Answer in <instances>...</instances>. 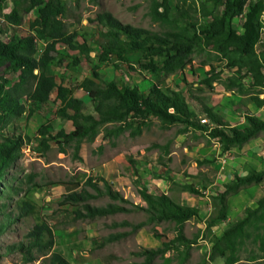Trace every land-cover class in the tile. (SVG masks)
Listing matches in <instances>:
<instances>
[{"label": "trees", "instance_id": "trees-1", "mask_svg": "<svg viewBox=\"0 0 264 264\" xmlns=\"http://www.w3.org/2000/svg\"><path fill=\"white\" fill-rule=\"evenodd\" d=\"M5 1L0 0V14L12 26L20 25L23 15L31 10L36 9L37 15L28 22V31L24 35L7 41L0 37V235L10 229L15 220L40 213L39 206L25 194H20V188L13 184L17 179L9 176V170L21 157L23 147L30 142L28 136L12 128L27 109L23 98L44 103L55 90L56 114L70 120L72 129L60 128L51 133L48 123L40 124L39 144L43 151L49 148L50 142H54L60 151L70 145L72 155L80 161L82 158L78 152L83 142H92L101 135L114 145L120 135L138 136L154 121L163 130L177 126L175 133L204 132L208 140L217 139L224 151L264 134V120L254 114L245 113V125L230 124L218 116L203 97L191 91L213 89L215 83L224 91L246 95V99L264 108V96L260 97L264 95V40L261 37L264 24L260 18L264 12V0H151L148 15L161 26L160 31L122 23L111 12L100 11L90 20L96 34L93 44L81 30L71 29L67 24L65 15L69 5L66 0H13L12 8L2 12ZM88 1L98 3V0ZM236 17L243 18L242 31L231 25ZM39 35L47 39L42 47L38 46ZM58 46L67 47L72 52L68 57L73 65L79 64L82 57L90 66V76L66 86L48 74L47 66L53 63ZM197 56L203 58L201 65H209V69L196 85L189 86L191 83L184 78L181 89L165 83V77L184 72ZM213 62L223 63L233 70L222 78L221 73L215 71ZM99 63L115 69L125 66V71L147 73L153 80L147 88L141 89L123 74L106 79L99 72ZM12 74L16 76L15 80L11 79ZM76 89L86 93L91 101L90 107L74 95ZM193 104L214 123L213 127L200 122L201 117ZM168 146L169 140L164 144L151 143L149 148L167 151ZM208 162L196 160L197 165ZM263 177L264 171L234 175L210 195L213 211L204 220V229L216 220L226 218L228 196L249 185L259 184ZM171 188L195 195L202 193L192 183L172 182ZM137 194L143 204L133 203L103 177L90 174L79 184V190L63 194L60 204L77 207L72 211L75 219L144 212L145 218L135 223L113 221L112 227L128 226L129 230L108 233L101 238L100 245L118 240L147 224L152 229L161 222H170L174 237L160 247L141 248L135 253L142 256V260L129 264H152L157 256L161 258L158 264H169L175 253L179 256L177 264H182L189 252L183 251L181 246H190L199 236L196 233L192 238L186 237L183 227L191 219L201 220L199 210L167 193H151L145 186H139ZM14 196L18 198L14 200ZM102 196H107L110 201L103 205L89 202ZM6 200L16 205V213L8 209L10 202ZM36 221L27 232V242L11 244L7 251H19L26 262L36 260L35 253L41 251L44 257L39 264H71L62 254L51 250L53 232L42 215ZM167 252L172 255L166 256ZM216 258H220L222 264H235L241 259L264 264V195L254 206L245 207L218 236H213L208 255L198 264Z\"/></svg>", "mask_w": 264, "mask_h": 264}, {"label": "rangeland", "instance_id": "rangeland-1", "mask_svg": "<svg viewBox=\"0 0 264 264\" xmlns=\"http://www.w3.org/2000/svg\"><path fill=\"white\" fill-rule=\"evenodd\" d=\"M66 1L69 5L68 12L65 15L67 24L71 29L76 28L79 31L81 30L80 32L84 33V36L88 39L90 44H93V39L96 37V34L93 33V22L90 20L94 18L97 12L104 10L111 12L122 23H129L153 31L161 30V26L157 22L152 21L148 15L149 3L151 0H98L97 4H91L88 0ZM18 5L21 6L20 3H18ZM12 6L13 0H6L2 12H8ZM173 12L172 10L171 14H173ZM191 14L192 16L197 15L196 13ZM36 15L37 10H31L23 15L20 25L12 26L8 24L0 14V37L7 41L13 39L14 36L24 35L28 31V22ZM260 18L264 24V12L261 14ZM200 20L203 21L202 18H200ZM242 22V17H236L232 20L231 25L237 30L242 31ZM261 37L264 40V27ZM46 40L47 39L43 36H37L38 46L42 47ZM70 53L72 52L68 50L67 47L63 48L58 46L57 52L53 55V63L47 66L46 72L54 75L57 82L75 84L83 77L90 76L89 64L85 62L82 57H80L81 62L79 64H71L69 62L70 57H68ZM201 60H203L202 57H194L189 67H187L184 72L165 77V83L174 89H176L177 86L178 88L180 86L181 89L184 86L182 82L184 78L191 83L189 86H192V83L196 85L197 81L205 77L206 71L209 69V65H201ZM213 65L215 66V71L221 73L222 78H225L233 70L226 68L225 65L220 62H213ZM125 70V66L121 69H115L111 65L99 63V72L106 79L123 74L122 76L127 79H133L141 89L147 88L153 80L147 73L138 74ZM11 79L15 80L16 76L12 74ZM219 87L220 85H215V83H213V89L202 88L200 90L192 89L191 91L194 95L203 97L205 102L210 105L211 102L217 103L218 99L225 100L226 96L222 94L224 90ZM233 93L234 92H231L232 96ZM218 94L222 97L216 96ZM236 94L238 95V93ZM51 96L53 97V94ZM246 98L247 97H245L244 101L237 107L240 108V110H245V112L246 108H243L244 103L249 102ZM22 100L27 109L21 118L13 123L12 128L16 130V132L28 136L30 142L23 147L21 157L9 170V176L17 179H13V184L20 188V194H25L39 206L40 213L38 215L37 213L30 214L15 220L10 229L0 235V264H39L44 257V255H42L43 252H36L37 259L33 262H26L19 251H7V247L17 242H27V232L31 230L37 222L38 216L41 215L53 232L54 243L51 250L62 254L71 264H129L132 261L142 260V256L136 255L135 253L141 248H157L162 246L164 241L174 237L173 224L170 222H161L154 225L152 229L151 225L147 224L118 240L100 245L101 238L108 233L129 230L128 226L112 227L110 224L113 221L127 220L135 223L145 218L144 212H119L94 219H75L72 211L77 207L68 204H60V201L62 200L63 194L72 190H79V184L87 175H90L93 170L94 157L103 153L106 148H112L114 146H112L108 140L103 139L101 135H98L95 141H85L82 143L78 152V155L83 158L81 161L75 159L72 155L73 151L70 145L65 146L64 151H60L54 142H50L49 148L43 151L39 144L40 138L38 137V127L40 124L48 123L50 125V132L53 133L58 130V127L55 125L61 123L69 127L71 121L66 118L58 117L56 114L58 105H56L52 99L44 103L30 102L24 98ZM85 104L88 107L91 106V101L87 95ZM193 106L196 107L197 105L195 106V104H193ZM28 109L30 110L29 112ZM174 133V128L161 130L154 121L149 129L144 130L143 134L140 136L131 139L126 135H121L116 140L121 149H123L121 146H128V150H132L136 153L141 147L144 148L152 142H165V140ZM132 156L133 153L130 152L131 165L133 162L137 161V158ZM176 156V158L175 156L171 158V161L163 159L168 166V168H165L166 171H181L185 167V171L183 172L187 173V169L191 165L193 159L179 158L181 156L180 153H177ZM152 161L153 158L150 159V162ZM168 194L174 196V194ZM187 194L190 196V193L187 192ZM124 196L133 203L143 204V201L137 194V189L131 188ZM135 197H138L140 201L136 200ZM16 198H18V196H14V200H16ZM109 201L110 199L107 196H102L92 199L89 202L93 205H103ZM6 202L8 203L10 201L6 200ZM8 209L13 210L14 213L18 211L13 202H10ZM197 223V221L191 219L184 224L183 232L186 237L192 238L196 233H198L199 236L196 242L192 243L190 246H181L183 251L187 250L189 252L187 259L182 264H198V262L209 253L213 236L208 228L204 229L202 226H198ZM169 254L172 255L171 252H167L166 256H169ZM178 257L179 256L175 253L169 264H177ZM160 261L161 258L157 256L152 264H158ZM205 264H222V260L216 258L213 261H207ZM235 264H261V262H248L241 259Z\"/></svg>", "mask_w": 264, "mask_h": 264}, {"label": "crops", "instance_id": "crops-1", "mask_svg": "<svg viewBox=\"0 0 264 264\" xmlns=\"http://www.w3.org/2000/svg\"><path fill=\"white\" fill-rule=\"evenodd\" d=\"M62 84L66 86L72 85L71 83ZM52 94L53 97L51 96ZM222 94L226 96L225 100L218 99L217 103L211 102L210 106L223 120L230 124L245 125L247 124L244 117L246 112L254 114L258 118L264 120V108L256 106L251 101L244 103L243 108H246V112L245 110L243 111L237 108L240 103L244 101V98L247 97L246 95H237L233 93L232 96L231 91H223ZM74 95L86 102V93L81 89H76ZM216 96L222 97L220 94ZM262 96L263 94L260 95V97ZM50 99L58 105V101L55 100V90H52L50 93L49 100ZM194 109L200 117H206L203 116L204 114L200 112L199 109H196V107H194ZM69 125V127H66L59 123L55 126L58 127V129L63 128L65 131H69L72 129L71 123H69ZM172 128L176 130L177 126H172L170 129ZM144 130L141 134H143ZM122 135L128 136L127 134ZM138 136L128 137L134 139ZM168 140L169 146L167 151H161L158 148H149L150 145H147L144 148L141 147L136 153L132 150H128V146H121L123 147V149H121L117 140H115V144L112 145L114 147L106 148L103 153L94 157L95 160L91 174L103 177L114 189L122 194L124 193L123 196L131 188L137 189L139 186H145L151 193L161 191L167 194H174L173 197L180 200L181 203L194 206L199 210L201 220L197 221V224L204 228V220L208 218L213 211L209 199L210 195L215 194V192L219 190L222 185L229 182L234 175L242 176L251 171H264L263 133L250 138L240 146H233L225 151L222 149L217 139L208 140L205 133L200 131L188 130L185 133H174L165 140V142ZM156 142L159 144L165 143L160 141ZM130 152L133 153L132 157L137 158V161L133 162L132 165L130 162ZM177 153L181 155L179 158L193 159L191 165L187 169V173L183 172L185 171V167L181 171H166L165 168H168V166L167 163L162 162L164 161L163 159H171L174 156L176 158ZM151 158H153L152 162H150ZM160 158L163 159L159 161L158 159ZM170 159L169 161H171ZM197 159L208 160L209 162L207 164L197 165ZM172 182L176 184L192 183L199 188L202 193L200 195L189 194L190 196H188L185 191H177L173 188L170 189ZM263 195L264 177L259 184L249 185L242 188L236 194L228 196L227 216L225 219L216 220L214 224L208 228L211 235L218 236L223 229L228 227L231 222L242 214L245 207L254 206L255 202ZM135 199L140 201L138 197H135Z\"/></svg>", "mask_w": 264, "mask_h": 264}, {"label": "built area", "instance_id": "built-area-1", "mask_svg": "<svg viewBox=\"0 0 264 264\" xmlns=\"http://www.w3.org/2000/svg\"><path fill=\"white\" fill-rule=\"evenodd\" d=\"M200 122L201 123H206L209 128L214 126V123L207 117H201L200 118ZM27 149H28V147H27Z\"/></svg>", "mask_w": 264, "mask_h": 264}, {"label": "water", "instance_id": "water-1", "mask_svg": "<svg viewBox=\"0 0 264 264\" xmlns=\"http://www.w3.org/2000/svg\"><path fill=\"white\" fill-rule=\"evenodd\" d=\"M91 54H93V53L91 52Z\"/></svg>", "mask_w": 264, "mask_h": 264}]
</instances>
